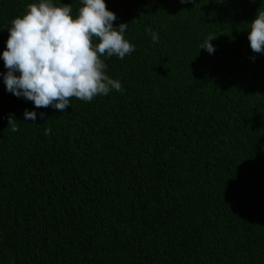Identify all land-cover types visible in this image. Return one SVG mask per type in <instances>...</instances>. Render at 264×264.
<instances>
[{
    "label": "trees",
    "instance_id": "obj_1",
    "mask_svg": "<svg viewBox=\"0 0 264 264\" xmlns=\"http://www.w3.org/2000/svg\"><path fill=\"white\" fill-rule=\"evenodd\" d=\"M32 2L0 0V264H264V0H105L135 46L102 57L123 91L63 112L4 84Z\"/></svg>",
    "mask_w": 264,
    "mask_h": 264
},
{
    "label": "clouds",
    "instance_id": "obj_2",
    "mask_svg": "<svg viewBox=\"0 0 264 264\" xmlns=\"http://www.w3.org/2000/svg\"><path fill=\"white\" fill-rule=\"evenodd\" d=\"M115 20L116 15L108 10L105 0H81L75 16L68 4L53 0L28 3L8 27L2 53L7 69L3 75L6 90L30 100L36 108L52 106L61 112L73 97L91 102L112 89L123 91L120 81L105 73L107 65L102 59H123L134 51L135 46L124 36L127 23L114 27ZM146 31L153 42H158L156 32L150 28ZM215 37L209 35L200 47L213 53L210 40ZM248 41L252 52L264 53V9H258L251 20ZM40 115L43 117V113ZM24 117L35 121L36 113L26 109ZM7 124L11 131H18L11 115ZM50 132L45 129V135Z\"/></svg>",
    "mask_w": 264,
    "mask_h": 264
}]
</instances>
